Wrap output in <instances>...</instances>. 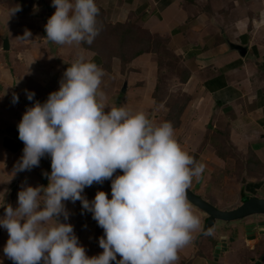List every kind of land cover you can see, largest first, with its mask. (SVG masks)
<instances>
[{
    "label": "clouds",
    "instance_id": "obj_1",
    "mask_svg": "<svg viewBox=\"0 0 264 264\" xmlns=\"http://www.w3.org/2000/svg\"><path fill=\"white\" fill-rule=\"evenodd\" d=\"M52 6L55 12L44 26L49 41L94 42L100 31L96 0H52ZM31 36L25 30L20 38ZM103 76L95 62L77 57L58 90L26 108L17 125L24 147L14 173L38 167L46 156L51 172L45 173L46 187H22L17 206H3L0 228L8 233L3 253L14 264H175L179 250L200 228L187 190L205 165L183 150L171 122L156 125L142 111L106 108L99 91ZM25 95L33 101L35 92L25 90ZM18 102L14 93L12 103ZM117 170L123 174L114 175ZM106 180L111 181V198L105 191H97L92 200L84 195L86 187ZM68 201H79L81 214L91 213L103 229L102 253L87 255L67 222ZM226 240L222 237L220 246Z\"/></svg>",
    "mask_w": 264,
    "mask_h": 264
},
{
    "label": "crops",
    "instance_id": "obj_2",
    "mask_svg": "<svg viewBox=\"0 0 264 264\" xmlns=\"http://www.w3.org/2000/svg\"><path fill=\"white\" fill-rule=\"evenodd\" d=\"M96 3L107 25L114 27L132 24V29L145 41L141 55L116 67L122 68V73L126 74L129 85L127 93L136 94L135 100L147 99V107L152 104L148 108L149 114H146L148 118L153 115V120L162 119L165 122L173 111L170 105L176 103L178 98L184 99L186 103L181 123L174 128V132L183 129L184 132L180 134H185V130H190L197 124L209 126L218 133L231 134L232 144L243 153L249 151V158L252 156L264 161V0H96ZM14 4L16 8L20 3ZM25 7L22 4L20 6L22 9ZM36 8L41 13L40 23L43 28L41 38H38L40 42L35 45L20 38L30 23H23L22 10L11 15L10 11L9 13L2 8L4 12L0 14V200L12 182L15 187V205L22 187H46L48 179L45 173L51 172V158L46 156L41 159L38 167L14 173V165L22 156L24 147L18 138L17 125L26 108L37 100L44 102L50 91L58 90L64 71L77 57L84 56L100 68L104 64H110L103 51L86 48L83 44L59 45L49 41L44 26L55 12V7L52 6V0H39ZM6 37L10 43L9 51L2 48ZM233 46L247 48L246 55L242 56ZM148 50L151 52H145ZM53 57H58L59 60L53 62ZM158 61L167 63L176 72L172 77L167 74L161 78L164 79L160 84H165L164 88L169 89L170 98L167 100L166 97L162 99L166 93L158 96L155 93L157 90H154V77L157 75L154 69ZM103 69L107 72L109 70ZM38 74H41V79L35 82ZM51 74V77L48 76ZM25 77L28 78L25 80ZM53 77L55 80H52ZM25 90L35 92L33 101L27 100ZM14 93L19 95V102L16 104L12 103ZM110 101L116 103L113 98ZM23 103L25 107L22 106L24 109L21 112L19 106ZM153 110L154 113L150 114ZM193 117L197 120H191ZM193 130L196 129L187 133L186 138L189 134L197 135ZM228 148L227 151L231 153L235 151ZM238 149L236 148L239 152ZM259 165L260 161L256 167H250L254 170L251 175L243 174L240 172L242 169L239 171L235 168L233 177L239 173L241 176L243 174V180L250 181H246L240 191L235 189V204L219 209L233 210L253 196L264 198V165ZM258 172L260 178L257 177ZM120 173L122 172L118 170L114 175ZM7 182L8 185L5 186ZM103 185L106 187L95 183L86 187L84 195L92 200L96 194L94 188H98V191H105L111 198V183ZM190 189L194 187L191 186ZM195 193L203 198L207 193L210 194L202 187L195 189ZM65 203L68 209L72 208L67 222L74 226V232L88 250V255L102 253L103 249L99 247L98 241L104 235L103 229L92 219L91 213L81 214L82 206L79 201L74 204L70 201ZM2 215L4 212H0V216ZM195 215L200 218V228L193 233L191 240L195 241V245L180 249L179 259L175 264H236L233 253L235 248H239L234 246V241L226 240L224 246H220L218 241L225 235L216 232L212 235V230L204 234L207 215L204 212ZM252 217L254 216L245 218L248 221L245 225L251 223ZM60 219L63 222V217ZM238 230L241 231V226ZM6 233L1 228L0 238ZM218 248L221 250L217 255ZM117 259H120L119 255ZM0 261L2 264H14L1 253Z\"/></svg>",
    "mask_w": 264,
    "mask_h": 264
},
{
    "label": "rangeland",
    "instance_id": "obj_3",
    "mask_svg": "<svg viewBox=\"0 0 264 264\" xmlns=\"http://www.w3.org/2000/svg\"><path fill=\"white\" fill-rule=\"evenodd\" d=\"M14 2L20 3L19 8L21 4L26 6L24 9L20 8V10L23 11V13L21 14L23 17L22 18L23 23L28 24V22H30L27 26L28 27L27 30H29L32 33V36L30 37L32 39L26 40V41L31 45H35V43L39 44L40 41H38L39 40L38 38H41V32H42L41 29L43 28L40 23L41 13L39 14L38 9L36 8L37 4H39V0H0V14L2 15V12L4 11H7V12L10 11L12 13L13 9H15ZM2 8L5 10L3 11ZM2 18H3V21H5L4 17ZM22 26H25V24H22ZM136 32L137 31H135V33ZM136 34H139V33L137 32ZM121 42L123 45L125 44L124 40H122ZM143 43L144 45H142ZM143 46L145 47V41L143 39H141L135 44L136 50L144 48ZM136 50L134 49L133 51H136ZM145 52L149 53L151 51L148 50ZM102 53H104V51ZM107 54L105 55V59L110 61V64L109 66H106V64H104L103 68L105 69L109 68V70L108 72L104 71V76L102 78V83L99 89V91L103 92L102 102L105 104L106 108L110 109L112 107L124 106L132 113L142 111L148 115L149 114L148 108H150L152 104L147 107L146 105L149 104L147 99H140L142 100L141 102L140 100H135V97L137 96L136 94H131V92L127 93L128 90L125 93L122 92V89L124 88V85L126 82V74L122 73L123 71L121 70L122 68L118 69L116 66L120 65L121 63H124L125 61H130L131 58L123 59L122 57H120V54H123V53L122 52L119 53L118 51H117L118 55L116 53H113V55L111 56ZM130 55H132V53H130ZM53 58H55V61L53 62H57L59 60L58 57H53ZM125 63L127 64V62ZM170 68L171 67L168 66L167 63H162L158 61L156 64V68L154 69L155 71H157V75L154 77L156 79V87L154 88V90L155 91L157 90V92L155 93L158 96H162L163 94L166 93L165 96L162 97V99L166 97V100L170 98V96H168L169 89H165L164 88L165 84L162 85L160 84V82H162V80L164 79V78L163 79L161 78L165 77V75L167 74H169L171 77L175 75L174 73L176 72L174 71V69L173 68L170 69ZM48 76L51 77L52 74ZM26 78L28 77H25V80ZM40 79H41V74H38L35 77L34 81L39 82ZM52 80H55V77H53ZM170 80L172 79L170 78ZM50 89H53V88H50ZM147 92L148 91H146L145 94H147ZM110 98H113L116 103L113 104L110 101ZM137 101L139 103H136ZM107 103L109 105H107ZM23 105L25 107V103H23L20 106L18 105L19 110L21 112L24 109L22 107ZM32 105L33 103L30 104V107ZM152 113H154V110L151 111L150 114ZM162 118H165L164 115H162ZM149 119H151L152 122L156 125H159L164 122V120L162 122V119L153 120L154 119L153 115ZM194 119L195 117H193L191 120H194ZM196 120L197 118L195 119V121ZM196 126H198V124ZM196 126L192 127L190 130L189 129L185 130L186 131L185 134H180L184 132L183 129H179L178 131L175 132V138L177 139V141L179 142L183 150H185L189 155H191L197 163H203L205 165V170L201 174V176L199 178H193V182L191 186L194 187V189L192 190L195 192V189H200L201 187L206 189V191L208 190L210 194L207 193L204 199H209L210 201H212L214 205L218 206V208L231 206L236 203L235 200L237 199V194H236L235 189L237 191L238 190L240 191L242 186H245L246 184L245 182L247 181L248 183V181H250V180H245V179L243 180V177H244L243 174L245 173L249 175L253 174L254 170L250 169V167L251 166L256 167L259 161L261 162V165L259 166H263L264 161L253 158L252 159L253 163H250L249 151L247 153H243L241 150L238 149L237 146H235V144L233 145L231 142L232 140L231 134H226L223 132L218 133L214 131L213 129H210L209 126L202 127V124L201 126H198V128ZM210 126L213 127L212 124H210ZM192 129H196V130H193V133H196L197 135L191 136V134H189L187 137L188 139H187L186 134L191 132ZM211 145L213 146L211 147ZM228 147H231L235 151H233V153L227 151L229 149ZM236 148L239 150V152L236 150ZM221 152L225 153L226 156L223 154H221L220 156ZM220 159H223L224 161H228V160L229 161L224 162V161H221ZM254 161H255V164H254ZM237 164H238V167L240 165L242 169V171L240 172H243V174L241 176L238 173L237 175L233 177L235 168H238ZM117 173H118V170H117ZM120 174H123V173H120ZM257 177L260 178V172L257 173ZM106 182L111 183L110 180H106L103 184H105ZM103 184H99V186L100 187L105 186ZM7 185H8V182L5 184V186ZM14 188L15 187H13L12 182H11L10 185L7 187V193H5V195H3V199L0 200V212H4L3 206H5V204L6 205L11 204L14 208L15 206H17L15 205V202H14V195H13L14 193L13 191L15 190ZM94 190L97 192L99 189L94 188ZM214 195L215 196L218 195L219 197H215ZM190 205L192 207V211L194 214L198 212L203 214L204 211L195 207L191 203ZM67 210L69 212H72L71 211L72 208L71 209L67 208ZM250 219H251L250 221L251 223H248L246 225L245 223L248 222L246 219L234 221V222H231V224L220 222L212 230L213 231L212 235L215 232L219 235L220 234L225 235L228 238L227 239L228 242L234 241L235 243L234 246H237L239 248V249L235 248L234 249L235 253H233L234 262H236V264H259L260 262L261 264H264V216L256 215ZM240 226H241V231L238 230L240 229ZM234 231L235 233H232ZM86 233L87 232L85 231L84 234L86 235ZM79 234L82 236L81 231L79 232ZM225 236H222V237H225ZM7 239H8L7 233L5 234V236L3 234V238L2 237L0 238V253L3 255H4L3 248L6 244ZM194 245H195V241L193 240L186 246L187 248H189V247H193ZM201 251H203L202 248H201ZM86 252L88 255L87 249H86Z\"/></svg>",
    "mask_w": 264,
    "mask_h": 264
},
{
    "label": "trees",
    "instance_id": "obj_4",
    "mask_svg": "<svg viewBox=\"0 0 264 264\" xmlns=\"http://www.w3.org/2000/svg\"><path fill=\"white\" fill-rule=\"evenodd\" d=\"M23 5V4H22ZM98 21V27L100 29L99 35L95 38L94 42L91 45H87L82 43L86 48L96 49L99 51H104V54H107L109 56L113 55V53L117 54V51L120 54V57L123 59L137 57L143 53L142 49L136 50L135 44L140 41L142 38L139 36V34H136L134 29H132V24L127 25H118V26H112L107 25L104 21V17H102L101 14L97 17ZM116 37V38H115ZM122 40L125 41V44H122ZM136 51H133V50ZM132 53V55H130ZM118 55V54H117ZM185 100L179 99L176 100V103H172L170 107L172 108L171 115H169L166 118V121H169L172 123L173 127L176 128L180 125L181 121V115L184 111L185 107ZM221 154L225 155V153L221 152ZM254 157H250V163H252V159ZM239 171L241 170V167L239 165L238 167ZM205 234V232H204Z\"/></svg>",
    "mask_w": 264,
    "mask_h": 264
},
{
    "label": "water",
    "instance_id": "obj_5",
    "mask_svg": "<svg viewBox=\"0 0 264 264\" xmlns=\"http://www.w3.org/2000/svg\"><path fill=\"white\" fill-rule=\"evenodd\" d=\"M238 52L245 56L247 53V48L242 46H233ZM3 50H10V43L8 38L3 40ZM128 82H125L122 92L127 91ZM188 201L195 207L204 211L208 217L205 222L204 232L209 233L212 228H214L219 222L231 223L234 221L243 220L250 216L262 215L264 216V199L252 197L245 201L241 206L233 210H221L211 204L210 202L204 200L201 196L195 194L190 189L187 190ZM219 250H217L218 254Z\"/></svg>",
    "mask_w": 264,
    "mask_h": 264
},
{
    "label": "flooded vegetation",
    "instance_id": "obj_6",
    "mask_svg": "<svg viewBox=\"0 0 264 264\" xmlns=\"http://www.w3.org/2000/svg\"><path fill=\"white\" fill-rule=\"evenodd\" d=\"M253 197H257V196H253ZM250 198H252V197H250ZM250 198H248V199H250ZM257 198H259V197H257ZM248 199H246L245 201H247ZM263 199H264V198H263ZM206 201L210 202V200H209V199H208V200H206ZM210 203H212V202H210ZM243 203H244V202H243ZM212 204H213V203H212ZM213 205H214V204H213ZM214 206H215V205H214ZM207 217H208V215H207ZM218 254H219V253H218ZM218 254H217V255H218ZM217 255H216V256H217Z\"/></svg>",
    "mask_w": 264,
    "mask_h": 264
}]
</instances>
